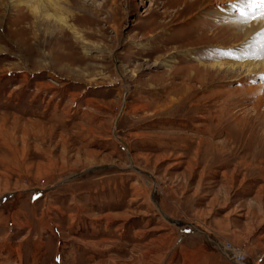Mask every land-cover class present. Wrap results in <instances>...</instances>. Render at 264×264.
<instances>
[{"label":"rangeland","instance_id":"374dc122","mask_svg":"<svg viewBox=\"0 0 264 264\" xmlns=\"http://www.w3.org/2000/svg\"><path fill=\"white\" fill-rule=\"evenodd\" d=\"M247 3L0 0V193L54 187L58 207L2 204L24 216L0 226V264H264V60L243 58L264 22H241ZM85 151L118 168L98 192Z\"/></svg>","mask_w":264,"mask_h":264},{"label":"crops","instance_id":"0c3cea01","mask_svg":"<svg viewBox=\"0 0 264 264\" xmlns=\"http://www.w3.org/2000/svg\"><path fill=\"white\" fill-rule=\"evenodd\" d=\"M86 101H91L89 99H86ZM116 122V121H115ZM113 127V126H112ZM84 134V133H83ZM87 135H92V133L89 131L87 133ZM89 139L92 141L91 146H94L96 144V141L95 139H92V137H89ZM97 145V144H96ZM119 149H122V146L120 145V148ZM99 155H97V153L95 154H88L86 151H85V154H83V158L84 160H86V162L84 161L83 163L84 164H87L89 166L88 170L85 172L86 174H95V177L93 178V180H88L87 183H94L93 186H90L91 187V193L93 192H98L100 189H101V186L103 187H107L110 185L111 181H107V182H101V185H97V172H103V171H112L114 169L118 170L117 166H115L111 161L108 162L107 159L104 157H97ZM77 158V157H75ZM102 158H104V160H102ZM65 159V153H64V156H63V160ZM80 160L81 159H77L75 161V159L73 160V163L76 162V163H80ZM102 160V161H101ZM124 170V169H123ZM53 169L51 170H47L45 172H41V173H44L46 174L47 172H52ZM120 171H122L120 169ZM107 173V172H106ZM112 173V172H110ZM40 174V173H38ZM62 184V183H61ZM108 184V185H107ZM54 185V184H53ZM123 185V184H122ZM4 190H2L3 192L0 193V206H2V204H4V210L7 209V207H10L9 209L11 208H16V205L19 201V199L22 197L23 193H26L25 195L27 196V199H28V203H30V206H34L38 203V201L40 199H44L45 203L47 206H46V209H45V212H51L53 210H57L58 207H52L50 206L51 204H48V201L50 200V193L49 192H52L53 189H55L54 187H48V188H42L41 186H34V187H31V188H27L26 190L25 189H21V190H18V191H10L9 189H7V186H4L3 187ZM129 188H133V186H129ZM164 191H167L166 193H163V195L165 196V194L167 195V193L172 196L175 195L177 196V193L174 192V191H170V186L169 187H165L163 188ZM172 192V193H171ZM25 195H23L25 197ZM168 195V196H169ZM74 196V195H72ZM93 196V195H92ZM175 198V197H174ZM12 200V201H11ZM10 201V202H8ZM71 201H76L75 197H72L71 198ZM76 205H78V209H80V203L76 202ZM131 205V204H130ZM161 208H163V206H160ZM8 209L9 213L7 215L8 217V221L5 223V218L6 217H0V226L3 227V226H14L15 227V230H13V234H16L18 232V230L16 229V227H18L19 229H21L23 227V225L21 223L18 224V217L19 216H24V213H21L19 212V215H18V211L15 212V210L13 212H10V210ZM168 210V209H166ZM6 211V210H5ZM20 211V209H19ZM119 215H121L122 217L124 218H121V219H128L130 216H132V213L131 211H129V209H125L123 210V212L121 213H117ZM47 215V213H46ZM0 216H1V213H0ZM73 217L74 216H69V221H70V224H69V227L70 228L72 225H73ZM112 219H114L112 216H110ZM115 219H118L117 217H115ZM80 222H82V220H80ZM90 227H91V230L90 232L93 234V235H97V227L99 225H97V218L93 219V220H90ZM58 225L54 226V229L55 231L57 232V235H59L60 238H63V232H58V228H57ZM143 233V232H142ZM12 234V235H13ZM237 234V233H236ZM245 234H248V231L245 233ZM75 240V239H74ZM239 241V239H238ZM77 243H79L80 245H82L83 247H85L86 249H88V251H92V252H96L97 251V242H83L81 240H77L76 241ZM242 242V241H240ZM241 246H237V248L241 249V250H245V247L247 244V242H243V243H240ZM89 246V247H87ZM258 247L260 249H258ZM254 248H256V250H263L262 253H264V235H260L258 237V241L257 243H255V246ZM60 262H62V260L60 261H57V263L59 264Z\"/></svg>","mask_w":264,"mask_h":264},{"label":"snow or ice","instance_id":"6c2138e0","mask_svg":"<svg viewBox=\"0 0 264 264\" xmlns=\"http://www.w3.org/2000/svg\"><path fill=\"white\" fill-rule=\"evenodd\" d=\"M238 12L241 22L248 24L251 22H264V0H248L246 6L233 5ZM251 52H245L244 59L264 60V29H261L252 39ZM226 58L240 59L233 56L230 50H225ZM264 79V77H262Z\"/></svg>","mask_w":264,"mask_h":264},{"label":"bare ground","instance_id":"6f19581e","mask_svg":"<svg viewBox=\"0 0 264 264\" xmlns=\"http://www.w3.org/2000/svg\"><path fill=\"white\" fill-rule=\"evenodd\" d=\"M240 1H242V0H240ZM232 24H230V25H232V26H235L236 28H238V29H242L243 30V28H242V24L240 23V22H235V21H230ZM240 23V24H239ZM259 25H261V23L262 22H257ZM248 32V31H247ZM247 32H245V34L247 33ZM217 65H220V64H217ZM242 65H236V66H234V64H231V65H228L227 67H241ZM216 67V66H215ZM246 70V69H245ZM248 70V69H247ZM248 71H250V70H248ZM252 94V93H251ZM115 216V215H114ZM118 217V216H117ZM192 229V228H191ZM193 231H196V232H198L197 230H194V229H192ZM226 252H227V256H228V258L230 259V260H232L234 263H236V264H245V261H244V258L242 257V256H235V255H233L232 254V251H228V250H226V249H224ZM239 254H241L240 252H239Z\"/></svg>","mask_w":264,"mask_h":264}]
</instances>
